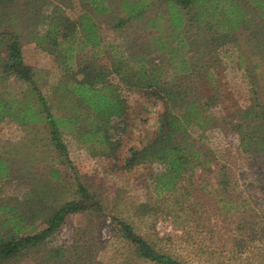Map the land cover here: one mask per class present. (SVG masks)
I'll use <instances>...</instances> for the list:
<instances>
[{
	"label": "trees",
	"instance_id": "1",
	"mask_svg": "<svg viewBox=\"0 0 264 264\" xmlns=\"http://www.w3.org/2000/svg\"><path fill=\"white\" fill-rule=\"evenodd\" d=\"M116 1L79 0L84 12L72 19L63 11V5L49 0H0V51L3 48L7 51L6 56H0V121L10 118L22 128L31 126L37 131L27 141L40 144V131L33 121L44 119L51 140L55 141L56 148L63 156L62 163L69 162L68 155L63 154L67 146L63 142L62 127L66 126L70 127V131L92 154L117 158L120 141L112 139V131L120 129L121 123L125 121L130 100L120 85L110 80L109 77L114 75L127 91L140 89L142 97L147 101L163 104L162 111L156 115L155 129L147 127L154 131L151 139H143L141 146L131 147L123 163L125 168L146 162L159 165V169L153 173V182L154 189L161 197L153 205H139L142 215L146 216L152 210L160 212L163 206L173 200L177 210L185 211L189 208L192 193L190 187L197 170L214 172L211 167L214 153L203 143L202 133L209 127L223 126L222 124L241 134L242 149L250 153L252 162L261 169L264 190V105L256 103L245 110L241 115L242 122H234L227 117H214L209 111L210 99L197 90L196 82L183 74V71L189 70V66L194 65L184 55L189 40L194 36L189 34L194 27L196 33H199L207 31L210 24L227 26V32L218 29L220 39L226 42L231 30L247 22L248 28L254 25L250 30L254 52L251 56L253 66L246 72L253 78L252 72L255 69L264 79V70H260L262 66H259L264 65V0H252L254 7L250 9L246 3L247 9L236 10L233 14L230 10L235 8V2L226 0L227 3L224 1V7L221 8L222 17L217 16L216 22L213 16L216 15L214 8L218 4L213 10L207 9L208 2L214 3L212 0H119L118 5ZM155 4L157 12L152 11ZM148 12L152 13L151 16ZM110 13H118L113 27L119 29L123 40L130 41L133 37L125 28L128 22H139L140 31H151L148 44L139 40V53H134V57H139V67H136V62L130 66L126 60L125 51L130 48L118 51L102 44L98 18ZM160 19L171 30L169 42L164 41L161 33L152 29L153 24ZM21 23L25 25L19 31L18 25ZM42 26L44 28L41 30ZM27 34L39 47L55 56L61 74L53 85V103L68 109L67 116L55 115L53 105L38 84V72L23 60L22 39ZM210 37L217 38L211 35L208 38ZM247 40L250 45L249 39ZM130 43L133 46L134 43L137 44L135 39ZM87 47H90L89 55H79ZM108 49L113 50V57L111 55L112 59L103 63L101 54ZM156 52L168 53L171 59L169 64L178 59L183 68L182 73H175L173 77L167 78L163 73L164 66L159 65L155 57L148 59L149 54ZM10 78L24 85V89L19 93H12L8 89ZM258 107L261 108L260 111ZM259 114L263 116V120L256 122ZM115 119H119L118 122ZM148 120L149 117H146L143 123H148ZM222 121L225 123H221ZM193 128L199 130V135H193ZM16 146L17 143L12 146L4 143L0 147V181L16 173L11 165L15 159ZM55 172V169H50L47 185L34 189V197L28 209L18 201L10 206L1 204L0 264L14 263L28 254L33 255L36 264H88L81 255L78 258L69 255L70 251H84L83 249L75 247V250H71L72 246L65 243L49 244V239L71 213L88 212L99 216L103 210L101 203L89 187L78 183L73 198L63 201L53 198L48 204V197L56 194L53 188L57 186H50L52 181L61 182L58 172ZM231 180L228 174H218L216 182L221 186L219 191H224L220 200H226ZM223 206L228 210L233 207L230 201ZM192 210H198L197 206ZM25 213L32 225L40 218L45 226L37 232L24 233L29 223L23 217ZM15 226L18 227L14 231ZM10 227H13V232ZM114 231L134 247V252L140 258L155 264H185L136 233L133 225L127 221L118 219Z\"/></svg>",
	"mask_w": 264,
	"mask_h": 264
},
{
	"label": "rangeland",
	"instance_id": "2",
	"mask_svg": "<svg viewBox=\"0 0 264 264\" xmlns=\"http://www.w3.org/2000/svg\"><path fill=\"white\" fill-rule=\"evenodd\" d=\"M23 1L26 0H20ZM49 1L63 5V11L72 19L84 12L79 0ZM212 1L213 4L208 2L207 9L213 10L218 4L214 8L216 15L213 16L216 22L217 16L222 17L223 2H227ZM251 1L234 0L235 8H231L230 11L233 14L236 10L247 9L246 3L251 9L254 7ZM118 3L119 0L116 1V5ZM152 11L157 12V4L152 6ZM148 14L151 16L152 13ZM116 15L118 13H110L98 18L102 44L118 51L130 48L125 51L126 60L130 66L136 62V67H139V57H134V53H139V40L148 44L152 33L140 31L139 22H128L125 28L137 42L133 46L130 43L132 39L123 40L119 29L113 27L117 20ZM211 19L212 17L210 23ZM24 25L25 23L18 25V30H23ZM153 25L154 28H151L156 33H161L164 41L169 42L171 30L165 26L163 19ZM209 26L205 32L196 33L195 27L189 32L194 36L189 40L184 55L194 62L192 63L194 65L189 66L190 71H183L178 59L169 64L171 59L165 52L151 53L148 59L155 57L159 65L164 66L163 73L167 78L183 71L187 79L196 82L197 90L210 99L211 115L242 122L241 115L245 110L256 103L264 105V79L255 69L252 72L253 78L246 72L253 66L251 56L254 50L250 30L254 25L248 28L247 22L241 23L240 27L231 30L226 42L220 39L218 29L227 32L229 27H218L217 24ZM43 28L44 26L41 30ZM210 35L217 38H208ZM89 48L84 49L79 55L88 56ZM113 50L108 49L101 54L103 63H108L112 59ZM6 54L7 51L3 48L0 56L4 57ZM22 56L24 62L38 72V84L53 105L55 115L67 116L68 109L53 103V85L61 74L55 56L39 47L29 34L22 39ZM259 66H262L260 70H264V65ZM109 78L114 84L120 85L130 100L125 121L121 123L120 129L112 131V139L120 141L117 158L99 153L92 154L70 131V127L66 126L62 127L63 142L67 146L63 154L68 155L69 162L62 163L63 156L56 148L55 141L51 140L44 119L33 121L40 131V144H31L29 140L35 136L37 130L31 126L22 128L12 119L5 118L0 122V147L4 143H9V146L17 143L15 159L11 164L16 173L0 181V206L1 204L10 206L18 201L28 209L34 197V189L40 185H47L49 171L55 169L61 182L52 181L50 186H57L53 188L56 194L48 197V204L53 198L62 201L73 198L77 184L81 183L95 193L103 209L99 216L88 212L69 214L63 225L50 237L49 244L65 243L72 246L71 250H75V247L84 250L70 251L69 255L72 257L78 258L81 255L88 264H155L138 257L134 247L116 235L114 230L118 219H121L131 223L136 233L153 242L157 248L170 253L185 264H264V190L261 169L252 162L250 153L242 149L241 134L226 127L225 124L207 128L202 133L203 143L214 153L211 158L214 172L197 170L192 186L190 185L192 193L189 208L185 211L177 210L173 200L163 206L160 212L152 210L146 216L142 215L139 205L146 203L153 205L161 197L154 189L153 182V173L159 169V165L146 162L125 168L123 163L131 147L141 146L144 140L151 139L154 131L150 128L155 129L156 115L162 111L163 104L162 102L152 104L147 101L142 97L140 89L127 91L114 75ZM24 87L12 78L8 81V89L12 93H19ZM258 110L261 108L258 107ZM146 117H149V120L145 124L143 122ZM261 117L263 116L259 114L255 121L263 120ZM118 120L115 119V122ZM191 131L193 135H199V130L193 128ZM218 174L224 176L228 174L232 179L226 200H220L224 196V191H219L221 186L216 182ZM228 201L233 205L229 210L223 206ZM193 205L197 206L198 210H192L195 207ZM2 213L0 210V218ZM23 215L29 222L24 233H34L45 226L40 218L32 225L28 215L26 213ZM17 227H14V231ZM32 257V254L21 256L11 264H36Z\"/></svg>",
	"mask_w": 264,
	"mask_h": 264
},
{
	"label": "crops",
	"instance_id": "3",
	"mask_svg": "<svg viewBox=\"0 0 264 264\" xmlns=\"http://www.w3.org/2000/svg\"><path fill=\"white\" fill-rule=\"evenodd\" d=\"M1 122V121H0Z\"/></svg>",
	"mask_w": 264,
	"mask_h": 264
}]
</instances>
